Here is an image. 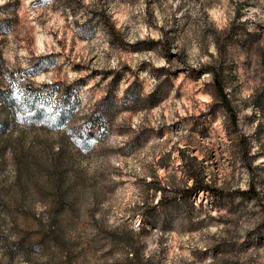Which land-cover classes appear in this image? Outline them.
Wrapping results in <instances>:
<instances>
[{
    "label": "rangeland",
    "instance_id": "obj_1",
    "mask_svg": "<svg viewBox=\"0 0 264 264\" xmlns=\"http://www.w3.org/2000/svg\"><path fill=\"white\" fill-rule=\"evenodd\" d=\"M51 83L61 125L0 105V264H264V0H0V89Z\"/></svg>",
    "mask_w": 264,
    "mask_h": 264
},
{
    "label": "trees",
    "instance_id": "obj_2",
    "mask_svg": "<svg viewBox=\"0 0 264 264\" xmlns=\"http://www.w3.org/2000/svg\"><path fill=\"white\" fill-rule=\"evenodd\" d=\"M110 29L113 27L111 25ZM217 48L219 51H222L221 47H219L217 43ZM202 71H207L211 75L212 86H213V96L218 97L219 104L221 107L227 112L229 117L235 119V115L233 112V108L230 104V101L225 92V87L222 79V72L220 67L216 68L214 66H204L199 68L198 70H190V77H196ZM55 86V83L51 84H41L38 87L34 88L32 85H26L21 93V97H17L12 94V91H6L0 89V105L1 109H6L9 107L13 112L20 111L23 119L28 122L41 123L46 122V125H54V124H63L67 118V115L72 112L74 105L78 103V98L73 96L72 89L67 86L61 92V95L53 104V96L54 90H52ZM50 90H46L49 89ZM156 92V91H154ZM154 92L150 95L149 98L154 96ZM103 100V99H102ZM101 100V101H102ZM101 101L97 104L96 108L92 111L89 118L84 121L81 125V130L84 134L87 135L90 128L97 124L96 120L94 124L91 125L90 121L94 120V118H98L96 115V109L99 107ZM20 102L22 104V109H12V104ZM9 104V106H8ZM96 126V125H95ZM98 126V125H97ZM192 162H195V158L192 157L190 159ZM184 172L187 179L191 181L190 186H185L182 191L178 193V197L181 199L190 198L197 192H205L210 193L211 195L219 198L225 197V194L222 190L211 187L204 180L205 175L202 170H197L193 164H190L188 161H185L184 164ZM242 196L247 198H255L257 195L256 191L251 187L247 191L241 192ZM162 201V200H160Z\"/></svg>",
    "mask_w": 264,
    "mask_h": 264
}]
</instances>
